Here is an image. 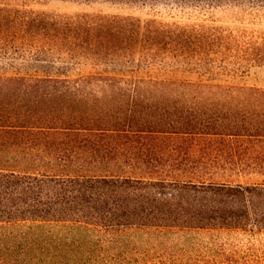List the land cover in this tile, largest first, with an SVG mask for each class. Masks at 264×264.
Masks as SVG:
<instances>
[{"label": "trees", "instance_id": "1", "mask_svg": "<svg viewBox=\"0 0 264 264\" xmlns=\"http://www.w3.org/2000/svg\"><path fill=\"white\" fill-rule=\"evenodd\" d=\"M41 1L0 0V264H107L47 228L68 223L241 231L247 253L220 264H264V87L239 80L264 31L219 22L264 0Z\"/></svg>", "mask_w": 264, "mask_h": 264}, {"label": "rangeland", "instance_id": "2", "mask_svg": "<svg viewBox=\"0 0 264 264\" xmlns=\"http://www.w3.org/2000/svg\"><path fill=\"white\" fill-rule=\"evenodd\" d=\"M31 6L48 12L69 14L152 13L149 8L125 7L103 1L87 3L75 0H47L38 4L33 3ZM219 22L228 26H247L256 33L264 31V14L262 17L246 14L237 21L230 17H222ZM239 80L247 85L264 87V63L250 67ZM47 228L71 238H78V241L86 236L97 239L99 246L102 247L98 251L103 253L102 261L107 260V264H220L227 262L229 254L233 252L242 260V253H247L252 241L249 233L236 230L125 229L104 233L102 230L86 229L69 223ZM32 230L36 231L37 228L34 227Z\"/></svg>", "mask_w": 264, "mask_h": 264}]
</instances>
